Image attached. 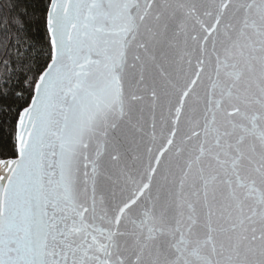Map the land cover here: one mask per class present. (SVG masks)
<instances>
[{
	"label": "snow or ice",
	"instance_id": "6c2138e0",
	"mask_svg": "<svg viewBox=\"0 0 264 264\" xmlns=\"http://www.w3.org/2000/svg\"><path fill=\"white\" fill-rule=\"evenodd\" d=\"M0 264H264V0H0Z\"/></svg>",
	"mask_w": 264,
	"mask_h": 264
}]
</instances>
